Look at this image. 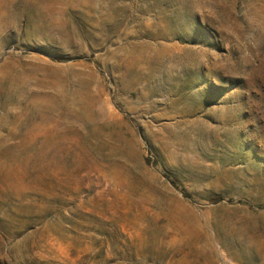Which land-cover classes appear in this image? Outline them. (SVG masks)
I'll return each mask as SVG.
<instances>
[{
	"label": "rangeland",
	"instance_id": "rangeland-1",
	"mask_svg": "<svg viewBox=\"0 0 264 264\" xmlns=\"http://www.w3.org/2000/svg\"><path fill=\"white\" fill-rule=\"evenodd\" d=\"M0 264H264V0H0Z\"/></svg>",
	"mask_w": 264,
	"mask_h": 264
}]
</instances>
